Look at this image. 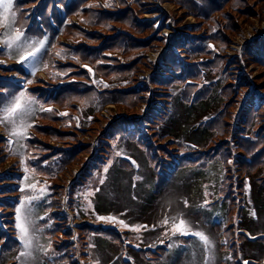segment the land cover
<instances>
[{"label": "rangeland", "instance_id": "rangeland-1", "mask_svg": "<svg viewBox=\"0 0 264 264\" xmlns=\"http://www.w3.org/2000/svg\"><path fill=\"white\" fill-rule=\"evenodd\" d=\"M178 1L84 0L71 11L49 3L43 17L37 0H14L16 26L44 40L45 49L35 75L15 53L0 54V97L25 91L37 101L28 139L18 141L0 124V264H24L15 209L40 188L46 192L33 202L41 229L34 243L48 254L34 247L27 264H264V184L257 180L264 174L235 156L241 145L248 158L264 148V67L243 56L246 43L264 35V0ZM176 31L186 36L175 49L181 61L162 69L165 79L151 78ZM66 86L74 90L52 96ZM249 94L262 113L243 127L236 116ZM148 108L154 115L140 128L105 134L114 119L141 117ZM217 110L233 131L226 136L235 158L226 160L230 179L218 155L175 168L215 137L207 121ZM10 183L15 189L3 194ZM173 217L205 234L210 249L191 234L173 235Z\"/></svg>", "mask_w": 264, "mask_h": 264}, {"label": "snow or ice", "instance_id": "snow-or-ice-1", "mask_svg": "<svg viewBox=\"0 0 264 264\" xmlns=\"http://www.w3.org/2000/svg\"><path fill=\"white\" fill-rule=\"evenodd\" d=\"M109 6V2L103 5V7ZM17 12L18 8L14 7V0H0V29H3V32H0V54L6 51L9 58H12L13 53H15L17 63L22 65L26 63L31 64L32 75H35L36 71L39 70V58L42 55V51L45 49V41L33 40L25 36L24 31L16 26ZM60 55L61 53L58 52L57 56ZM2 63L3 61H0V64ZM44 67L47 68L48 65L45 64ZM88 71L91 72V69H88ZM28 83H32V81L29 80ZM104 86L107 87V85ZM36 103L37 101L25 91H21L19 94L12 95L9 98L0 97V124L10 125L9 135L16 137L18 141L29 138L27 135L28 129L33 127V124L29 121L35 111H37L34 107ZM38 110L52 112L51 108L45 109L43 106ZM59 115H67V113H59ZM25 171L27 172L28 169L25 168ZM105 172H107V168H105ZM100 182L103 183V180ZM27 187L31 189L33 193H37L36 184H30L27 185ZM98 190L99 189H97V191ZM20 191L24 192L25 189L21 188ZM45 192V188H40L38 194L24 196L20 202V206L15 209V228L18 230V240L23 248L20 252V257L25 258L24 264H27L28 258L32 256V249L34 247L44 251L45 255L48 254L47 249L34 243L37 239L35 232L41 231V229L35 227V221L32 218L33 208L35 206L33 202L39 200ZM89 195H91V193H89ZM185 205L187 206V202H185ZM40 219H44V217ZM101 219L111 221L114 218L108 217ZM119 223L123 225V221ZM168 223L169 220L165 218L163 224L167 225ZM124 226L127 227V225ZM141 227L147 228V226ZM133 230L140 231V227ZM170 230L173 235L177 233L180 235L191 234L197 237L206 249H210L211 247V242L208 237L202 232H192L187 222L182 218L173 217Z\"/></svg>", "mask_w": 264, "mask_h": 264}, {"label": "trees", "instance_id": "trees-1", "mask_svg": "<svg viewBox=\"0 0 264 264\" xmlns=\"http://www.w3.org/2000/svg\"><path fill=\"white\" fill-rule=\"evenodd\" d=\"M83 1L84 0H37L38 8H36V12L41 14L44 17V10L49 3L51 4L52 8H53V4L54 5L56 4L58 7L63 5L65 9H67L68 11H71V10L76 9L77 6H79ZM173 1L178 2L179 4L178 0H173ZM139 5H141V2H139ZM31 21L34 22L33 19ZM56 21L60 22V23H56L57 26H60L62 24L60 15H58V18ZM144 23H148V22H144ZM44 25L45 27H47L46 29H48L51 32L55 30V28L51 26V23H44ZM147 26L149 28H152V25H147ZM182 37L186 38V36L184 35L182 31H176L175 33L170 34L169 38L164 42V50L159 53V62H155L153 64L151 78L157 76L159 78L162 77L161 79H165V77H163V74L165 72L162 69L167 70V68H171V70H175V66L181 61L178 59L175 49L182 48L181 46V43H183ZM120 38L122 39L121 36L113 38V39H109V43H104V44L106 46L115 45L117 44V41L120 40ZM143 42L147 44V41H143V40H141L139 43L141 44ZM150 45H151V42H150ZM243 56L247 63L251 62V63L259 64L264 67V35L258 36L256 39L252 40L251 42L246 43L244 51H243ZM155 72H158L157 75ZM154 80L155 82H153V84H158L160 86H164L163 84H166L163 82L160 83L158 79H154ZM3 83L5 82L0 81V87L5 86L3 85ZM67 87L68 86L63 87L57 91L55 90L54 93H52V96L54 98H57L61 96L63 93H65L66 91L69 92V91L74 90V88L69 89ZM107 98L108 97H104L102 99V102L106 103L105 101L108 100ZM114 98L117 99L118 97L114 96ZM193 100H196V99L194 98ZM240 107L241 109L236 116V123L242 124L243 127H245L248 124V122L250 121V119L252 118L254 114L256 115V113L257 114L262 113V108H261L262 106L260 105V101L254 102L253 98L251 97V94H249L247 101L243 100L242 102H240ZM152 111L153 110L151 108H148L146 112L142 113L141 117L134 115V116H131L130 118L124 119L122 123H118L117 120L114 119V121H112L108 131L105 134H107V136H111L114 133L116 127L121 130L125 128L130 129L129 125H134L135 129H138L142 126L144 121L151 120V118L154 115L152 114L153 113ZM137 120H139L140 122L136 123ZM226 125H227L226 119L224 122L220 116V110H217V112L212 117H210L209 120L207 121V129L209 130L210 133L214 132L215 137L209 140L206 148H204L202 151H199V152L192 151L190 153L184 154L181 159V163L178 165H175L174 167L177 168L178 166H181L187 163L193 164V162L199 161L201 159V156H204L205 158L209 159V158H212L218 155L219 156L218 158L222 161V165H224V168L226 169L225 175L227 178L229 177L230 179L231 175L229 173V170H230L231 165L230 164L228 165L226 160L233 159V161L231 162V164H233L235 158H232V153L229 150L228 140L226 136L230 130L229 131L227 130ZM231 133H233L232 130L230 131V134ZM217 135L223 137V139L220 138L217 140L216 139ZM248 151H249V148L247 146L241 145L240 150H237V153H235V156H238V159H240L238 162L243 164L244 166H247L251 173L255 174L256 173L255 171L260 169L262 174H264V148L259 147L258 150H256L255 153L252 156H250L251 158L246 157L248 156L247 155ZM160 168L162 169L163 167H159V169H156L155 167L156 171L160 170ZM10 179L12 181L14 180V178H10ZM257 180H259L262 184H264V175L263 176L258 175ZM230 187H231V182L229 181L227 195H229L230 193V190H229ZM12 189H15V187L13 183H10L9 185H5L1 187V192L3 194H6L12 191ZM221 189L222 187L220 188V190ZM10 246L11 245H9L8 247Z\"/></svg>", "mask_w": 264, "mask_h": 264}]
</instances>
